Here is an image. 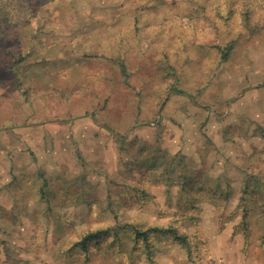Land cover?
Wrapping results in <instances>:
<instances>
[{
	"label": "rangeland",
	"instance_id": "rangeland-1",
	"mask_svg": "<svg viewBox=\"0 0 264 264\" xmlns=\"http://www.w3.org/2000/svg\"><path fill=\"white\" fill-rule=\"evenodd\" d=\"M12 5L0 264H264V28L230 0ZM155 226L191 253L158 236L150 259L134 248L129 231Z\"/></svg>",
	"mask_w": 264,
	"mask_h": 264
},
{
	"label": "trees",
	"instance_id": "trees-1",
	"mask_svg": "<svg viewBox=\"0 0 264 264\" xmlns=\"http://www.w3.org/2000/svg\"><path fill=\"white\" fill-rule=\"evenodd\" d=\"M13 0H0V6L7 10H12ZM230 7L237 8L240 12L244 27L250 32L260 31L264 28V0H230ZM228 52H224L226 56ZM121 70L126 74V68L121 65ZM129 227V226H128ZM129 232L133 233L134 248L143 249L145 255L150 259L154 249L152 238L156 236L162 239H167L177 245L184 247L188 253H191V243L189 235L182 232L177 226L169 227H151L147 230H141L133 227ZM105 234L102 231L89 232L84 235L79 241L80 248L87 253L90 246L97 244L104 238Z\"/></svg>",
	"mask_w": 264,
	"mask_h": 264
}]
</instances>
